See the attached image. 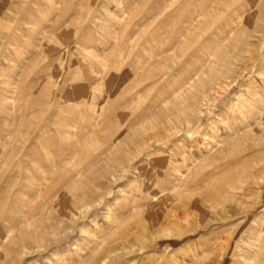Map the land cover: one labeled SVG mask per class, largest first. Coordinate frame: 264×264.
Segmentation results:
<instances>
[{
  "label": "rangeland",
  "instance_id": "1",
  "mask_svg": "<svg viewBox=\"0 0 264 264\" xmlns=\"http://www.w3.org/2000/svg\"><path fill=\"white\" fill-rule=\"evenodd\" d=\"M262 100L264 0H0V264H264Z\"/></svg>",
  "mask_w": 264,
  "mask_h": 264
},
{
  "label": "bare ground",
  "instance_id": "2",
  "mask_svg": "<svg viewBox=\"0 0 264 264\" xmlns=\"http://www.w3.org/2000/svg\"><path fill=\"white\" fill-rule=\"evenodd\" d=\"M264 101V100H262ZM189 103V101H188ZM190 104V103H189ZM188 104V105H189ZM188 107V106H187ZM190 107V106H189ZM261 113V112H260ZM256 121V120H255ZM254 126V125H253ZM248 131V130H246ZM253 130H251L252 132ZM239 133V131H238ZM238 133H236L238 135ZM248 133V132H246ZM254 133V131H253ZM252 133V134H253ZM243 135V134H242ZM241 136V135H240ZM237 137V136H235ZM238 138V137H237ZM232 139V138H231ZM241 139V138H240ZM258 138H253V143L246 147L245 150H244V156H246L250 151L251 149H253L254 146L258 145V143L262 144L264 142V134L262 137H260V141L261 142H258L256 143V140ZM233 140V139H232ZM235 140V138H234ZM242 141V139H241ZM259 141V140H258ZM242 143V142H240ZM234 144V143H233ZM232 144V145H233ZM236 144V143H235ZM238 144V143H237ZM231 146V145H230ZM236 146V145H235ZM239 146V144H238ZM237 146V147H238ZM233 147V146H232ZM231 147V148H232ZM236 147V149H237ZM235 150V149H234ZM241 152V151H240ZM252 159V158H251ZM254 162V161H253ZM261 165V163L259 164ZM256 165L255 166H252L251 167V172H250V175L252 176L255 172H256ZM247 169V168H246ZM246 169H243V170H240L238 169L239 171L237 172L236 174V178L231 174V177L229 176L227 179L223 180V181H220V182H223L222 184V188L221 190L219 191L220 193L217 194V196L214 198V199H211V203L210 205L214 208H216V214H219V211L221 210V213L222 215H227V213L224 211L226 210V208L231 204V202L235 201L236 200H239V197L242 196L243 194L247 193V190H248V186H247V181L249 180L248 178V171ZM249 175V176H250ZM246 184V185H245ZM209 204V203H208ZM196 205V204H194ZM87 207V206H86ZM199 207V206H198ZM85 208V207H84ZM213 209V208H211ZM235 210V209H234ZM202 211V210H201ZM213 211V210H212ZM210 212V211H209ZM191 215V214H189ZM183 216V214H182ZM181 216V217H182ZM183 219V217H182ZM206 227H209V222H208V225ZM206 227H201L200 229H205ZM207 250V249H206ZM245 255V254H244ZM246 256V255H245ZM249 258V257H248ZM245 260V259H244ZM252 261V260H251ZM243 262V261H242ZM248 262H250L249 260L248 261H244V264H248ZM253 264H256L255 262ZM260 264V263H259Z\"/></svg>",
  "mask_w": 264,
  "mask_h": 264
}]
</instances>
